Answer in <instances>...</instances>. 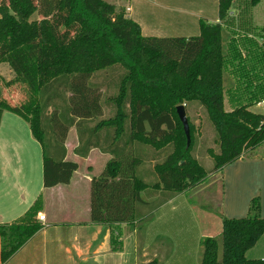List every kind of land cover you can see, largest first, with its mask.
Wrapping results in <instances>:
<instances>
[{
	"label": "trees",
	"instance_id": "obj_1",
	"mask_svg": "<svg viewBox=\"0 0 264 264\" xmlns=\"http://www.w3.org/2000/svg\"><path fill=\"white\" fill-rule=\"evenodd\" d=\"M234 1L236 19L229 17ZM260 1L218 0L220 22L199 19V33L189 37H155L144 36L140 24L108 0H0V62L14 74L5 84L19 81L27 93L11 105L0 92V125L4 112L27 122L42 150L45 187L68 183L78 169L66 159L71 127L77 134L75 154L87 157L90 148L110 154L89 181V220L134 226L165 199L263 145L264 115L248 108L253 102L239 99L230 112L223 108L225 71L237 77V97L257 100L258 91L264 92V41L258 42L264 27H250L247 19ZM236 21L242 32L229 29L224 51L221 22ZM4 88L11 100L7 90L21 93ZM195 103L215 130L218 151L206 149L214 163L209 171L194 155L196 128L187 116L186 146L176 111L177 105L186 111ZM105 107L111 114L103 118ZM149 174L155 175L149 179ZM40 202L38 196L15 220L0 223L1 264L43 226L35 218ZM263 231L260 198L254 195L246 215L222 218L220 238L201 239L199 264H264L246 256ZM145 264L161 262L153 257Z\"/></svg>",
	"mask_w": 264,
	"mask_h": 264
},
{
	"label": "crops",
	"instance_id": "obj_2",
	"mask_svg": "<svg viewBox=\"0 0 264 264\" xmlns=\"http://www.w3.org/2000/svg\"><path fill=\"white\" fill-rule=\"evenodd\" d=\"M128 1L131 2L132 0ZM111 3L115 5L114 2ZM236 4L237 2L234 1V9L229 13V17H233L234 19H236L238 14ZM128 5V16L136 23L140 24L143 34V26L139 21L138 14L134 12L132 5ZM257 5L250 9L249 16H247L249 20L248 23L250 27L263 28L264 26L262 27L256 24L253 15V9L256 8ZM179 13L184 14V11H180ZM185 14L188 13L185 12ZM194 15L197 16L195 18L201 17L199 14L194 13ZM212 17L214 16L212 15L209 18L204 17V19L208 22H220L218 16L216 19ZM179 19L180 25L185 24L181 22L182 18ZM195 21L197 22L195 33L198 34L199 21H197V19H195ZM221 23L223 29L228 32V36L231 35L229 29L236 32L241 31L238 28L237 21L234 26H228L223 22ZM160 36L167 37L171 35ZM183 36L188 37V35L184 34ZM248 36L251 37L252 35L248 33ZM226 43H228V41ZM4 63L5 62H0V92L11 105H16L27 98V93L22 83L19 81L9 86L5 84L13 78L14 74L10 72L11 69H9V65ZM227 72L228 71H225L224 73L226 75L229 73L228 77L225 78V74L223 76V108L225 111L230 112L233 106L238 103L239 99L244 102H253L248 107L252 111H254L252 107L257 106L258 102H264V92L262 94L258 90V94L260 95H258L259 98L257 100H247L246 96L237 97L233 92V90L237 88V77ZM262 73L261 87H263L262 91H264V70ZM12 87H15L17 91L18 89L21 90V93L17 95H14L12 90H7V93L13 100L7 98L2 92V88L11 89ZM16 97L18 99L15 101ZM260 106H264V104ZM2 116L0 139H3L4 144L10 145L11 148L9 158H5L7 167L12 170H21L23 178L22 181L16 182L15 187L9 185L13 195L12 198L0 202V223L15 220L32 205L38 196L41 198V208L38 211L45 215L44 222L41 221L43 226L2 264H50L47 250L52 249L54 246H58L59 249H62L66 256H68V259L72 260L73 264H94V262L95 264H123L127 263V261L129 263V257L131 256L130 252L132 250L127 246L129 243L128 237L124 235L126 233V228L123 230V235L121 236L123 240L122 249L115 251L111 250L109 244L110 224L95 223L89 220L88 200L90 178L102 172L107 160L111 158V155L102 153L96 148H90L87 157H80L75 154L73 148L77 145V134L75 129L71 127L65 140V148L67 150L66 159L75 161L78 164V169L73 173L72 179L68 183H57L53 187H45L42 184V150L37 140L34 139L32 133H30L27 122L20 116L13 115L9 112H4ZM18 143L21 148L17 146L19 145ZM263 148L260 147L256 150L245 152L240 158L232 161L231 164L213 173H208L211 174L210 177L205 178L199 183V185H197L199 187H194L196 188L194 189V193L190 194L192 188L183 191L184 196L190 197L193 200H191L190 203H184V210L190 221H193L195 224V226H193L195 230L194 243L197 248L201 246V239L203 237L216 236L214 233L219 229L213 230L210 223L208 224L209 226L206 225L205 227L200 225L199 219L192 210V206H198L199 209H202L201 217L210 221H212L213 217L217 218V220L222 219L224 216L232 218L242 217L247 214L251 197L258 195L260 198V214L264 217V153L261 151ZM20 149L21 154L19 151ZM82 163H86V172L82 170ZM145 167L148 168L149 165L146 164ZM214 183H218L220 187V191L215 193L216 208L211 205L209 206V203L206 201L207 199L200 196V194L205 195L207 188L212 187ZM6 191V187H0V197L6 194ZM142 197L146 200L148 199L144 194H142ZM177 197L176 194L165 199V201L157 208H154L150 214V218L152 219L151 224H157L158 222L156 223L155 221L160 220L158 229H155V236L159 237L161 247L164 245L169 248L161 264H188L189 262L185 263V261L186 259L190 260V256H192V253H190L189 256L185 258V253L179 252L177 245L172 246L174 236L171 232L173 228L176 227L174 223L176 219L175 216L177 215L175 211L177 209ZM80 199H83V201L81 202ZM47 206H50L51 210H47ZM211 209L214 212H212ZM161 210H164L162 215L159 213ZM170 211L173 213H170ZM207 211L209 212L207 213ZM165 214L170 218L169 221L164 220ZM35 218L39 220L37 214ZM124 225L132 226L129 223H121V226L124 227ZM262 233L263 234L258 240L246 250V256L248 258L264 259V231ZM64 234L65 236L62 237ZM146 234H150L149 230L146 231ZM38 252H41L40 257H38ZM249 253H252L251 256H248ZM88 256L93 257L89 259ZM198 256L199 255L196 256L195 262L194 260H190V263L199 264L200 261H198Z\"/></svg>",
	"mask_w": 264,
	"mask_h": 264
},
{
	"label": "rangeland",
	"instance_id": "obj_3",
	"mask_svg": "<svg viewBox=\"0 0 264 264\" xmlns=\"http://www.w3.org/2000/svg\"><path fill=\"white\" fill-rule=\"evenodd\" d=\"M108 1L114 2L115 6H117V9L124 10L127 15L129 9L128 4L132 5L134 12L138 14L139 21L143 26V35L145 36H156V35L183 36L184 34V35H188L189 37L196 34L195 30L197 29V25H196L197 22L195 21V19H197L198 21L199 19H204V17L209 18L212 15L214 16L212 17L213 19L217 18L218 0H132L131 2H129L128 0H108ZM233 7L234 6L231 7V10L234 9ZM180 11H184V14L179 13ZM185 12H187L188 14H185ZM194 13L199 14V16L201 17L195 18L197 16H195ZM253 15L255 17L256 24L258 26L263 27L264 0H261L260 3L257 5V7L253 9ZM31 18H38V16L36 14H33ZM179 18H182L181 22L185 24L180 25ZM228 37H229L228 32H226L223 29L222 38H223L224 51L226 49V45H227L226 42L228 41ZM10 72L12 73V71ZM228 75L229 73L227 75L225 74V78L228 77ZM101 78L103 77H101L100 75V79ZM197 105L198 104L195 103L194 106H192L189 109L187 108L186 111H187V116L194 125V128H196L195 135L197 136V141L195 143L194 155L197 157L199 163L202 164L204 169L206 171H209L210 169L213 168L214 163L212 158L208 155L206 149L212 148L217 152L218 145L213 141L215 136V130L208 118V114L206 110L202 106L200 105L197 106ZM252 109L257 113H261L264 115V106H254L252 107ZM110 114L111 113L109 109L105 107L103 110L102 117L105 118V116H108ZM17 146H20V144ZM261 147L263 148L264 144ZM10 149H11L10 145H5L4 140L2 139L0 142V187H6L7 191L6 194L1 195L0 202L1 201L4 202L12 198L13 195L10 191L9 185L15 187L16 182L22 181L23 178V173L21 170H12L7 167V162L5 161V158H9V154L11 152ZM2 150L4 151V153ZM19 151L21 154V149ZM261 151H263L264 153V148L261 149ZM85 164L86 163L81 164L82 170L84 172H86V168H87ZM145 164L149 165L148 168L152 167L151 165L152 162H148ZM149 175H151V177H149V179H151L153 177L152 175L155 174H149ZM210 175L211 174H207L206 178L210 177ZM197 185L195 186L196 188L199 187ZM196 188L193 187L190 194L194 193L195 192L194 189ZM219 191H220V187L218 183H214L212 187L207 188V192H205V195L200 194V196L207 199L206 201L209 203V206L211 205L215 207L216 206L215 193ZM179 194H177L178 197L176 199L177 209L175 211L177 215L175 216L176 219L174 223L176 227H174L173 231L171 232L174 236L173 237L174 242L172 240V246L177 245L179 252L181 251L182 253H185V258H187L189 254L192 253V256H190L191 261L194 260L195 262L196 256L199 255L198 261H200V257L202 254L201 253L202 246H198V248L195 246L194 243L195 230L193 228L195 224L193 221H190L189 217H187V213L185 214V210H184L185 209L184 203H190L192 199L190 197L184 196L183 192H180ZM80 200L81 202L83 201V199ZM192 208H193L192 210L196 214V217L199 219L200 225H203L205 227L210 223L211 227H213V230L219 229L218 231H216V233H214V235L220 238L222 219L217 220V218L215 217H213L212 221L208 219H204L203 217H201V212L203 211L202 209H199L198 206H192ZM47 210H51L50 206H47ZM209 211H207V213ZM163 212L164 210H161L159 212L160 215H162ZM212 212L214 211L212 210ZM170 213L173 212L170 211ZM150 219H151L150 217L148 219H144L143 221L136 223L135 226L124 225L123 227L121 226V224H117V225L115 224L109 227L110 228L109 237H110V233L113 237V239L112 237H110L109 244L111 250H115V251L122 249L123 240L121 236L123 235V230H125L126 228V233L124 235H127L129 241L127 246L131 248L132 251L130 252L131 256L129 257V263L127 261V263H123V264H145L148 260H150L153 257H157L160 262L163 261V258L166 255L165 253L169 248H167L164 245L161 247L160 245L161 241L159 237L155 236V229L156 230L158 229V223H160V220L155 221L156 223L158 222L157 224H151L152 219L151 220ZM169 219L170 218L167 217V214H165L164 220L169 221ZM147 230H149L150 232V234L148 235L146 234ZM64 236L65 234L62 235V237ZM112 241L113 242L117 241L116 245L118 244L120 248L118 247L117 249H114L112 247V243H111ZM38 253H39L38 257H40L41 252ZM47 254L49 257L50 264H73L72 260L68 259V256H66L65 252L62 249H59L58 246H54L52 249H48ZM251 254L252 253H249L248 256H251ZM92 257L88 256L89 259H91ZM190 260L186 259L185 263L189 262L188 264H191Z\"/></svg>",
	"mask_w": 264,
	"mask_h": 264
},
{
	"label": "water",
	"instance_id": "obj_4",
	"mask_svg": "<svg viewBox=\"0 0 264 264\" xmlns=\"http://www.w3.org/2000/svg\"><path fill=\"white\" fill-rule=\"evenodd\" d=\"M176 111L182 123V127L184 128L185 135H186V146H188L190 142V128L188 127V118H187L184 105L183 104L177 105Z\"/></svg>",
	"mask_w": 264,
	"mask_h": 264
},
{
	"label": "built area",
	"instance_id": "obj_5",
	"mask_svg": "<svg viewBox=\"0 0 264 264\" xmlns=\"http://www.w3.org/2000/svg\"><path fill=\"white\" fill-rule=\"evenodd\" d=\"M264 41V37H261V38H258V42L259 43H262ZM264 104V102H258L257 103V106H260V105H263ZM37 218L40 220V221H42V222H44L43 220L45 219V215H44V213H41L40 211H38L37 212Z\"/></svg>",
	"mask_w": 264,
	"mask_h": 264
}]
</instances>
